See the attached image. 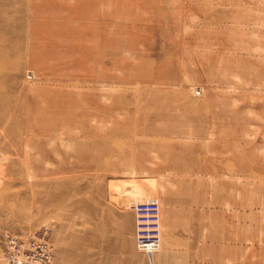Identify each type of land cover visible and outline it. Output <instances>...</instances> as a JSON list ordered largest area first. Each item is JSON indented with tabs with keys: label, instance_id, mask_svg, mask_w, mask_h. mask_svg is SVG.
Wrapping results in <instances>:
<instances>
[{
	"label": "rangeland",
	"instance_id": "1",
	"mask_svg": "<svg viewBox=\"0 0 264 264\" xmlns=\"http://www.w3.org/2000/svg\"><path fill=\"white\" fill-rule=\"evenodd\" d=\"M263 99L264 0H0V234L44 226L52 264H92L88 236L113 210L154 194L162 225L169 198L223 196L226 180L231 242L215 264H264V217L240 232V146L212 145L247 128L251 148ZM175 132L200 169L158 168Z\"/></svg>",
	"mask_w": 264,
	"mask_h": 264
},
{
	"label": "crops",
	"instance_id": "2",
	"mask_svg": "<svg viewBox=\"0 0 264 264\" xmlns=\"http://www.w3.org/2000/svg\"><path fill=\"white\" fill-rule=\"evenodd\" d=\"M203 56L213 57L215 54L207 53ZM227 87H224V89ZM209 100L208 105L216 106L214 99ZM233 99L231 97L225 98L224 102L231 104ZM205 103V102H204ZM201 104V103H199ZM220 104V103H219ZM222 105V104H221ZM257 105L264 106V99ZM260 109V108H259ZM261 110V111H260ZM257 109L256 117L264 120V108ZM207 119L202 124L198 125L201 129H212V124L216 123L215 109H209ZM242 122V120H241ZM206 124V125H205ZM256 132L260 135L255 136L252 141V147L248 148V137L255 133V129L244 128L242 135L239 137L242 139L245 137V141L240 140L231 142L226 140V135L220 136L223 138L219 141H215L212 145L218 146H240V154L243 157L241 160V171H245L244 175H241V185H246V193L244 205L241 204V216H240V232L242 238L247 241L248 235H257L263 232L262 226L264 217V122L261 125H256ZM260 127L262 129L260 130ZM229 127L224 123L222 126H218L220 131H226ZM262 135V136H261ZM170 139L164 142L165 157L158 167L164 170H180L184 167L188 169H200V165H185L183 144L179 141L182 140L181 133L175 132L172 135H167ZM258 137H261L259 140ZM254 145V146H253ZM198 153L192 149H186V155L189 153ZM223 154V153H222ZM245 154V155H244ZM189 158V156L187 155ZM145 158V163H151L149 158ZM251 172V176L248 172ZM255 179V182H249L247 179ZM224 194H215L210 200L200 199V195H186L182 198L176 197L169 198L165 206L163 207V226L162 231V252L154 259V254L149 259L144 254L138 253L134 249L133 245V231L134 220L133 214L130 211L113 210L109 217L103 218L102 226L100 228L97 225L95 228L94 236L89 234V243H94L95 248V261L92 264H176L175 258L179 257V251H191L187 253L186 264H215L216 250L226 248L227 244L231 242V236L226 241L224 233L226 230L221 229V226L227 227V232L231 233V196L226 193V186L228 182L224 180ZM249 186H253V191L248 193ZM244 197V194H242ZM213 204H210V202ZM172 203V204H171ZM229 215V216H228ZM227 218V219H226ZM223 220V221H222ZM264 224V223H263ZM223 235V236H222ZM220 238H219V237ZM218 237V238H217ZM251 238V237H250ZM207 253V257L203 256ZM202 255V257H201ZM212 256L210 260L209 256ZM179 264H185L184 258L179 259Z\"/></svg>",
	"mask_w": 264,
	"mask_h": 264
},
{
	"label": "built area",
	"instance_id": "3",
	"mask_svg": "<svg viewBox=\"0 0 264 264\" xmlns=\"http://www.w3.org/2000/svg\"><path fill=\"white\" fill-rule=\"evenodd\" d=\"M151 196L147 200L130 202L128 205L134 220V248L149 259L159 250L161 236L160 203L157 197ZM126 199L123 198V202ZM52 259L53 247L48 229L44 226L24 238L9 233L0 234L2 264H52Z\"/></svg>",
	"mask_w": 264,
	"mask_h": 264
},
{
	"label": "bare ground",
	"instance_id": "4",
	"mask_svg": "<svg viewBox=\"0 0 264 264\" xmlns=\"http://www.w3.org/2000/svg\"><path fill=\"white\" fill-rule=\"evenodd\" d=\"M163 225V224H162ZM162 225H160V226H162ZM164 227V226H163ZM52 245V244H51Z\"/></svg>",
	"mask_w": 264,
	"mask_h": 264
}]
</instances>
